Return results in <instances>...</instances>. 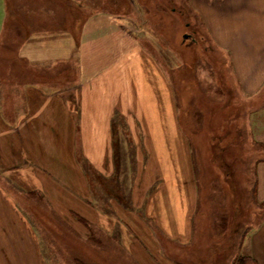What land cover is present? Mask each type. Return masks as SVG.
<instances>
[{"label": "crops", "instance_id": "0c3cea01", "mask_svg": "<svg viewBox=\"0 0 264 264\" xmlns=\"http://www.w3.org/2000/svg\"><path fill=\"white\" fill-rule=\"evenodd\" d=\"M55 3L58 8L46 0H0V38L7 34L10 43H0V53L5 48L16 56L18 50L10 46L23 36V58L40 68L70 65L80 55L75 72L57 70L54 81L62 82L58 86L45 84L52 77L45 83L18 78L11 64L6 79L0 75V81L13 83L6 87L0 83V264H12L31 250L40 257V264H50L44 255L42 237L46 236L38 228L46 226L47 214L59 220L75 219L71 224L77 229L85 223L90 234L109 238L113 231L131 228L132 211L142 206L143 199L146 214L156 217L154 200L164 201L165 196L174 216L165 218V227L174 239L178 236L190 244L198 184L190 139L185 131L182 136L179 133L169 77L158 70L148 75L145 67L154 66L152 56L140 46L127 50L126 44L113 63H102L101 68L83 74L94 62L80 54L84 16L80 20L79 13L64 10L63 0ZM198 9L214 34L210 18L217 23L221 17V24H226V15H231V26L215 34L214 42L230 58L236 86L247 96L264 97V0H214L211 4L200 0ZM61 11L65 25L57 16ZM239 13L246 17L239 18ZM233 27L239 31L236 35ZM245 28L249 36L241 41L239 33ZM229 33L237 38L226 43L222 35ZM36 36L44 42L34 44ZM133 67L138 69L128 73ZM78 70L83 71L81 76ZM138 119L145 122V132L137 128ZM124 147L129 148L128 160L134 147L128 205L115 181L120 178L119 164L128 162L127 155L123 159ZM255 171L256 198L264 203V158L258 160ZM156 179L160 183L152 190ZM100 193L105 197L101 199ZM164 206L168 212L169 205L163 203V210ZM243 249L248 262L264 264V221L245 239Z\"/></svg>", "mask_w": 264, "mask_h": 264}, {"label": "rangeland", "instance_id": "374dc122", "mask_svg": "<svg viewBox=\"0 0 264 264\" xmlns=\"http://www.w3.org/2000/svg\"><path fill=\"white\" fill-rule=\"evenodd\" d=\"M208 2L211 4L214 0ZM46 3L58 8L55 0H46ZM199 4L200 0H63L64 10L79 13L80 20L84 16L85 34L80 40V54L82 58L94 59L84 72L83 69L76 72L80 76L82 72L101 68L102 63H113L121 45L126 44L127 50L140 46L152 56V63L159 69L150 65L145 67L148 75L158 70L169 77L171 89L175 90L180 136L185 131L191 142L198 208L192 216L190 244L178 236L174 239L172 231L165 227V218L174 217L169 196H165L164 201L154 200L156 217L146 214L143 199L142 206L132 211L131 228L113 231L109 238L90 234L86 224L80 223L82 221L78 220L77 229L74 223L71 224L72 219L59 220L47 214L46 226L38 228L42 230L41 235L46 236L42 237L44 255L50 264H238L245 239L264 221V203L257 200L255 193L256 164L264 158V97L247 96L236 86L231 60L214 42L215 34H221L231 26L230 14H218L226 15V24H221V17L217 23L210 18L214 34L198 11ZM242 11L247 10L243 8ZM239 14V18L246 17L244 13ZM64 15L61 11L57 16L64 22ZM237 22L243 24L241 20ZM234 27L232 30L236 35L239 31ZM37 29L43 28L38 26ZM245 29L239 33L241 41L248 35ZM124 35L126 39L122 40ZM222 37L226 43L237 38L231 33ZM24 38L17 37L10 46L18 50L16 56L2 49L1 77L6 79L12 65L18 78H37L45 83L46 78L52 77L45 84L58 86L62 82L54 81L57 70L76 71L80 55L75 56L70 65L53 66L49 70L31 64L23 58ZM33 42L44 41L36 36ZM0 43L10 44L7 34L0 38ZM24 61L30 66H25ZM8 64L11 65L8 67ZM137 69L133 67L127 72L133 74ZM0 83L4 87L13 84ZM135 122L137 128L145 132V122L139 119ZM124 148L123 159L127 155L128 160L129 148ZM132 161L130 155L128 162L123 160L119 164L120 178L115 180L124 200L129 198L128 187L132 181L131 172H134ZM179 164L176 160V166ZM159 183V180L155 181L151 189ZM151 189L144 198L150 196ZM102 197L105 196L100 193ZM163 203L169 205L166 207L168 212H165V206L163 210ZM25 253L28 256L25 254L11 263L40 264V257L34 250Z\"/></svg>", "mask_w": 264, "mask_h": 264}, {"label": "trees", "instance_id": "16d2710c", "mask_svg": "<svg viewBox=\"0 0 264 264\" xmlns=\"http://www.w3.org/2000/svg\"><path fill=\"white\" fill-rule=\"evenodd\" d=\"M118 118V117H117ZM122 125H124L123 124V119L121 118V120L119 121ZM125 126H126V124H125ZM131 156L133 157V155H134V147H131ZM133 160H134V157H133ZM133 162V161H132ZM84 169L86 170V171H89V168H88V166L86 165V163H84ZM119 187V189H120V186H118ZM255 191H256V187H255ZM128 199H130V194H129V198ZM127 199V205L129 204V200ZM247 263V259H246V257H244V256H241L240 258H239V261H238V264H246ZM252 264V263H251ZM254 264V263H253Z\"/></svg>", "mask_w": 264, "mask_h": 264}]
</instances>
